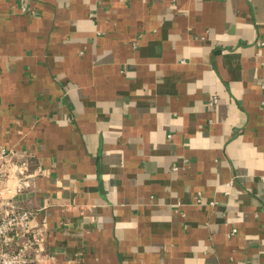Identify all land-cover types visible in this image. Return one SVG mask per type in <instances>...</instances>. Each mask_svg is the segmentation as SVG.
<instances>
[{"label":"crops","instance_id":"obj_1","mask_svg":"<svg viewBox=\"0 0 264 264\" xmlns=\"http://www.w3.org/2000/svg\"><path fill=\"white\" fill-rule=\"evenodd\" d=\"M260 41L264 0H0V213L46 219L33 264H264Z\"/></svg>","mask_w":264,"mask_h":264},{"label":"built area","instance_id":"obj_2","mask_svg":"<svg viewBox=\"0 0 264 264\" xmlns=\"http://www.w3.org/2000/svg\"><path fill=\"white\" fill-rule=\"evenodd\" d=\"M257 44L264 46L263 41ZM216 102L217 99L213 96L208 104L213 105ZM1 152L0 154H3V151ZM173 169L176 170L177 167ZM4 177L5 170L0 163V183ZM35 216V211L15 208L0 213V264H33L41 262L45 256L48 257V253H45L47 221L43 217L39 224L31 225ZM235 232L236 230L232 229L229 235Z\"/></svg>","mask_w":264,"mask_h":264}]
</instances>
